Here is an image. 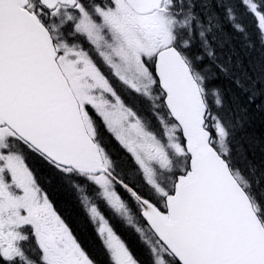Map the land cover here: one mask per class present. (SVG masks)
<instances>
[{
    "label": "snow or ice",
    "instance_id": "obj_1",
    "mask_svg": "<svg viewBox=\"0 0 264 264\" xmlns=\"http://www.w3.org/2000/svg\"><path fill=\"white\" fill-rule=\"evenodd\" d=\"M0 264H264V0H0Z\"/></svg>",
    "mask_w": 264,
    "mask_h": 264
}]
</instances>
